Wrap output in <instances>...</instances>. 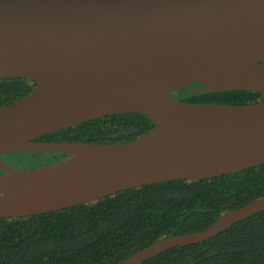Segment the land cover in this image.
<instances>
[{
  "label": "water",
  "instance_id": "obj_1",
  "mask_svg": "<svg viewBox=\"0 0 264 264\" xmlns=\"http://www.w3.org/2000/svg\"><path fill=\"white\" fill-rule=\"evenodd\" d=\"M6 78L34 85L0 106V218L264 163V0H0V80ZM183 90H247L262 99L185 102L173 95ZM123 113L145 115L153 126L126 142L36 140ZM11 152L68 157L19 169L1 158ZM260 211L264 196L117 264L204 241Z\"/></svg>",
  "mask_w": 264,
  "mask_h": 264
},
{
  "label": "trees",
  "instance_id": "obj_2",
  "mask_svg": "<svg viewBox=\"0 0 264 264\" xmlns=\"http://www.w3.org/2000/svg\"><path fill=\"white\" fill-rule=\"evenodd\" d=\"M33 85L26 78L1 79L0 106L19 100ZM173 95L185 102L227 104L262 99L258 92L247 90H183ZM152 126L142 114H114L36 140L126 142ZM27 154L35 156L36 163L25 168L55 164L68 157L62 152ZM262 196L264 163L194 181L171 180L124 189L94 202L46 213L0 218V264H117L161 237L199 232L221 214ZM139 264H264V211L230 224L204 241L164 249Z\"/></svg>",
  "mask_w": 264,
  "mask_h": 264
},
{
  "label": "rangeland",
  "instance_id": "obj_3",
  "mask_svg": "<svg viewBox=\"0 0 264 264\" xmlns=\"http://www.w3.org/2000/svg\"><path fill=\"white\" fill-rule=\"evenodd\" d=\"M1 158L9 165L19 169H26L25 167H28L29 164L36 163L34 161L35 156H31L24 152H11V153L2 154Z\"/></svg>",
  "mask_w": 264,
  "mask_h": 264
},
{
  "label": "flooded vegetation",
  "instance_id": "obj_4",
  "mask_svg": "<svg viewBox=\"0 0 264 264\" xmlns=\"http://www.w3.org/2000/svg\"><path fill=\"white\" fill-rule=\"evenodd\" d=\"M2 156V155H1Z\"/></svg>",
  "mask_w": 264,
  "mask_h": 264
}]
</instances>
